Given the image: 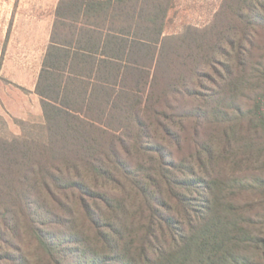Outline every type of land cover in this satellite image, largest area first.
I'll return each mask as SVG.
<instances>
[{
	"label": "trees",
	"instance_id": "obj_1",
	"mask_svg": "<svg viewBox=\"0 0 264 264\" xmlns=\"http://www.w3.org/2000/svg\"><path fill=\"white\" fill-rule=\"evenodd\" d=\"M175 6L60 0L44 121L0 131V264H264V176L232 168L264 153V0L167 34Z\"/></svg>",
	"mask_w": 264,
	"mask_h": 264
},
{
	"label": "rangeland",
	"instance_id": "obj_2",
	"mask_svg": "<svg viewBox=\"0 0 264 264\" xmlns=\"http://www.w3.org/2000/svg\"><path fill=\"white\" fill-rule=\"evenodd\" d=\"M175 2L167 34H180L191 25L208 26L223 0ZM58 3L59 0H0V115L7 122L6 126L0 122V131L8 135L22 133L17 119L30 123L44 121L35 85L50 40ZM263 56L264 53H258L255 60ZM220 134L218 132L216 136ZM241 136L248 137L245 133ZM244 144L245 141L239 139L237 147L232 150L235 162L232 168L236 169L240 178L245 176L251 179L254 174L264 176V153L260 148L252 151ZM228 149L231 152V148ZM244 196L241 195L240 199ZM260 226L258 223L257 227ZM71 248L72 259L76 260L83 250L78 249L77 245Z\"/></svg>",
	"mask_w": 264,
	"mask_h": 264
},
{
	"label": "crops",
	"instance_id": "obj_3",
	"mask_svg": "<svg viewBox=\"0 0 264 264\" xmlns=\"http://www.w3.org/2000/svg\"><path fill=\"white\" fill-rule=\"evenodd\" d=\"M59 2H60V0H59ZM59 4V3H58ZM57 7H58V5H57ZM57 9V8H56ZM55 20H56V11H55V14H54V21H53V26H52V30H53V27H54V23H55ZM52 30H51V33H50V39H51V34H52ZM49 43H50V40H49ZM49 43H48V45H49ZM48 45H47V47H48ZM46 50H47V48H46ZM45 53H46V51H45ZM45 53H44V57H45ZM44 57H43V61H44ZM43 61H42V65H41V67H40V71H39V74H38V78H39V75H40V72H41V69H42V66H43ZM38 78H37V81H38ZM37 81H36V85H37ZM36 85H35V88H36ZM36 90V89H35ZM37 94V93H36ZM38 95V94H37ZM39 96V95H38ZM39 99H40V96H39ZM40 102H41V100H40ZM42 107V106H41ZM42 112H43V110H42Z\"/></svg>",
	"mask_w": 264,
	"mask_h": 264
}]
</instances>
